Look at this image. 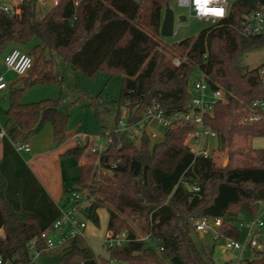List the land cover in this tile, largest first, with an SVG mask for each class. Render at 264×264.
Returning <instances> with one entry per match:
<instances>
[{"label": "trees", "instance_id": "1", "mask_svg": "<svg viewBox=\"0 0 264 264\" xmlns=\"http://www.w3.org/2000/svg\"><path fill=\"white\" fill-rule=\"evenodd\" d=\"M36 1L22 0L18 16L0 11V58L14 44L39 39L28 50L33 64L23 83L9 85L5 131L13 142H28L46 123L53 127L56 144L67 137L69 113L61 108L60 98L21 100L28 87L60 82L52 52L89 77L99 72L122 76L116 123L121 107L127 108L129 121L138 120L154 101L168 113L185 110L195 69L211 87L225 88L228 97L205 117L219 134L220 150L227 153L225 165L190 150V125L167 130L156 142L144 134L136 145L125 132H114L115 124L108 132L112 141L100 153H89L71 189L88 190L91 201L84 213L94 223H99L98 209L106 207L108 230H127L131 239L109 247L110 258L100 259L81 237H74L57 249L58 264H215L197 246L191 219L221 217L218 237L238 239L237 222L245 215L257 216L264 200V147L252 144L254 137H264V118L243 121L251 103L264 97L259 73L264 63L254 68L242 64L246 52L264 46V36L240 32L242 15L264 5V0H235L225 18L171 45L162 44L160 33L169 0H59L41 17ZM175 54L187 60L177 66L172 62ZM100 97H88L96 112ZM238 139L244 144L236 145ZM84 149L77 144L69 152L79 157ZM98 168L110 173L100 172L95 181ZM188 185L199 189L189 190ZM134 224L150 234L149 240L134 239ZM50 227L41 228L32 214L15 210L0 178V254L6 260L35 264L31 250L46 248L42 232ZM247 261L264 264V250H256Z\"/></svg>", "mask_w": 264, "mask_h": 264}, {"label": "rangeland", "instance_id": "2", "mask_svg": "<svg viewBox=\"0 0 264 264\" xmlns=\"http://www.w3.org/2000/svg\"><path fill=\"white\" fill-rule=\"evenodd\" d=\"M228 1L232 4L235 0ZM0 3L13 5L17 3V0H0ZM169 6L174 10L176 17L174 33L168 37L162 36V44L166 43L171 45L175 42H180L187 37L196 36L201 30L211 25V22L209 21L200 20L192 16L188 8L179 6L176 0H169ZM50 7H52V0H37L36 11L38 17H41ZM181 14L186 15L187 18L185 21H179L177 19ZM37 42H39V39L35 38L24 46L14 44L12 47L17 46L28 52V50ZM52 55L56 61V72L59 75L60 82L39 83L28 87L24 90L21 100L23 102H35L46 98H60L61 108L69 113V123L67 126L68 138L76 140L77 143L80 142L84 144L87 142L89 136H94V143L97 146H101L102 148L106 147L108 144L107 134L116 124L115 115L119 107L122 76H109L103 72H99L95 76L89 77L81 71L74 70L56 52H52ZM3 56L0 58V74L4 73L6 79L9 82H12L16 79V75L14 72L7 70L3 61ZM263 63L264 46L250 50L242 57V64L249 68L257 67ZM199 75V69H195L190 77V87L192 81L199 77ZM25 77L26 76L19 78L17 83H23ZM99 95L101 96L99 98L100 105L99 110L96 112L95 108L89 105L90 101L88 97H96ZM78 98H80L79 101L72 104V102ZM9 102L10 91L7 89L0 93V120L3 122V128H5L6 110L9 106ZM123 112L124 108L121 107V114ZM46 124L50 125V123ZM31 137L29 139H31ZM163 138L164 131L160 130L156 141H160ZM243 144L244 142L240 139L236 142V145ZM252 144L254 147H264V137H254ZM89 153L90 152H85L84 150L80 157H83L87 162L90 159ZM214 158L217 162L222 163L223 165L228 162L227 153L222 150L215 152ZM79 161L78 156L72 155L67 177L68 184L73 183V180L78 178L81 174ZM100 172L110 173V171L98 168L95 181L99 180ZM90 201L91 197L88 195V190H83L81 193V212L79 215L87 222V227L85 229V238H82V240L93 250L96 257L100 259H109V247L105 242V235L108 231V209L106 207H100L98 209L99 223L96 224L84 213V208L89 205ZM257 216L264 221V200L261 202ZM249 218L250 217L245 215L243 218L239 219V221H246ZM209 222L212 229H208L202 236L199 232H195L194 227L192 226V236L205 256H212L215 264H223L226 262L227 264H237L239 258H242L241 260L244 262L254 257L255 249L248 246H245L242 250L225 249L224 238L218 237V233H216L218 227L214 225L213 221L210 220ZM134 227L137 233L144 234L137 225L134 224ZM254 229L259 231L260 234L257 235V238L260 240L261 237L264 236V224L259 227H254ZM240 232L238 240L243 244L250 238V227L244 225L240 228ZM0 234H3V230H0ZM148 243L153 244L152 241H148ZM58 248H48L41 251L32 249L31 254L34 263L58 264L56 255Z\"/></svg>", "mask_w": 264, "mask_h": 264}, {"label": "built area", "instance_id": "3", "mask_svg": "<svg viewBox=\"0 0 264 264\" xmlns=\"http://www.w3.org/2000/svg\"><path fill=\"white\" fill-rule=\"evenodd\" d=\"M22 0H17L16 4L8 5L0 3V11L10 15L18 16L21 14L19 3ZM59 0H52V5L58 4ZM181 7L188 8L190 14L200 20H206L211 24L218 22L228 15L230 2L228 0H212L208 5L209 8L222 9V14L218 16L207 15L197 16L196 7L193 0H176ZM78 1H76V4ZM240 32L247 37L264 36V5L252 11L244 13L241 18ZM187 60L186 55L175 54L172 57V62L175 65H181ZM4 64L8 71L14 72L16 77H24L32 67L33 58L27 52L17 46H13L3 56ZM261 81L264 84V65L259 69ZM11 82L6 79L5 74H0V92L8 89ZM192 97L187 108L181 111L168 113L157 101H154L144 109L141 117L136 121H129V113L126 107L124 112L118 119L114 132H125L128 138L136 145H140L144 134L150 136L152 142H156L160 130L165 132L174 129L180 125H190L193 131L189 133L186 144L190 150L196 155H203L205 157H214L215 152L219 151V134L206 123L205 117L211 114L215 104L219 102H226L227 91L223 87L213 88L207 81L204 73L200 71L199 77L192 81L191 85ZM251 112L248 113L243 121L252 123L264 118V97L255 99L250 105ZM108 144L112 141V137L108 134ZM94 136H89L87 142L80 145L85 146V152L100 153L104 148L97 146L94 143ZM107 144V145H108ZM106 145V146H107ZM16 149L19 151H29L30 145L28 142L15 143ZM97 165L99 162L97 161ZM192 189L198 190L195 186ZM262 202V201H261ZM81 212V192L78 190L68 189L66 201L62 206L59 216L52 222L51 227L42 232V237L45 240V249H54L66 245L72 238H85V229L87 222L80 217ZM213 221L214 225L219 228L222 224L221 217H198L192 218L195 232H206L212 229L209 221ZM264 224V221L255 216L248 220L238 221L237 225L241 228L244 225L250 227V238L245 243H240L238 239L232 237L224 238V248L230 250H242L245 246L255 249V251L264 250V236L258 240L257 235L259 231L254 227H259ZM218 228L216 233H218ZM150 234H139L136 232L134 239L149 240ZM131 239L129 231L123 230L119 233H114L108 230L105 235V242L108 247L122 246ZM33 247V246H32ZM239 258L237 264H248V261L242 262ZM111 262H114L112 260ZM0 264H11L0 254Z\"/></svg>", "mask_w": 264, "mask_h": 264}, {"label": "crops", "instance_id": "4", "mask_svg": "<svg viewBox=\"0 0 264 264\" xmlns=\"http://www.w3.org/2000/svg\"><path fill=\"white\" fill-rule=\"evenodd\" d=\"M15 78L12 82L19 79ZM28 143L29 151L17 150L0 120V178L5 182V196L15 210L32 214L45 228L59 216L67 191L74 185L67 183L71 157L75 155L69 151L78 143L67 133L65 141L56 144L51 124L43 126ZM80 156L82 166L86 161Z\"/></svg>", "mask_w": 264, "mask_h": 264}, {"label": "water", "instance_id": "5", "mask_svg": "<svg viewBox=\"0 0 264 264\" xmlns=\"http://www.w3.org/2000/svg\"><path fill=\"white\" fill-rule=\"evenodd\" d=\"M186 15L185 14H181L178 16V20L179 21H185L186 20ZM175 12L174 10L167 5L165 10H164V14H163V19H162V24H161V36L163 37H168L173 35L174 33V24H175ZM188 189L192 190V187L190 185H188ZM200 235L202 236L203 233L200 232Z\"/></svg>", "mask_w": 264, "mask_h": 264}, {"label": "clouds", "instance_id": "6", "mask_svg": "<svg viewBox=\"0 0 264 264\" xmlns=\"http://www.w3.org/2000/svg\"><path fill=\"white\" fill-rule=\"evenodd\" d=\"M193 3L196 7L197 16H207L210 14L218 16L217 12L219 11L222 14L223 11L218 8H209L208 5L212 3V0H193Z\"/></svg>", "mask_w": 264, "mask_h": 264}, {"label": "snow or ice", "instance_id": "7", "mask_svg": "<svg viewBox=\"0 0 264 264\" xmlns=\"http://www.w3.org/2000/svg\"><path fill=\"white\" fill-rule=\"evenodd\" d=\"M217 14L219 15V14H221V13L218 11Z\"/></svg>", "mask_w": 264, "mask_h": 264}]
</instances>
